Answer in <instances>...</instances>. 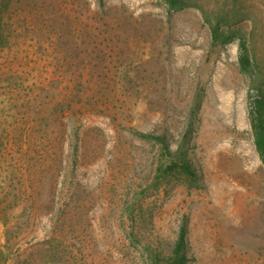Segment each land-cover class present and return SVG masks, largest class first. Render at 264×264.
Here are the masks:
<instances>
[{"label":"rangeland","instance_id":"rangeland-1","mask_svg":"<svg viewBox=\"0 0 264 264\" xmlns=\"http://www.w3.org/2000/svg\"><path fill=\"white\" fill-rule=\"evenodd\" d=\"M0 14V197L24 189L0 218L7 264H149L185 219L183 264H264L236 37L264 80V0H0ZM192 119L198 180L158 179L159 146L136 131L174 150Z\"/></svg>","mask_w":264,"mask_h":264},{"label":"trees","instance_id":"trees-1","mask_svg":"<svg viewBox=\"0 0 264 264\" xmlns=\"http://www.w3.org/2000/svg\"><path fill=\"white\" fill-rule=\"evenodd\" d=\"M169 8H175L180 0H165ZM99 5H103L104 0H98ZM1 15V14H0ZM3 26L2 18L0 17V47L6 46L4 34L6 32ZM219 30L217 27H212L213 38L216 39ZM237 45V67L239 73L244 76L248 83L247 89V103H248V120L250 123L252 137L255 149L261 159L264 167V80L258 77L256 58L253 54L250 44L249 36L244 31H238L236 34ZM198 111V106L192 111L193 119ZM193 119L187 126L184 132L181 133L176 143V148L172 150L170 142L165 134H157L152 132L136 131L138 138L150 141L159 146V162L162 164L157 168L158 179L172 176L174 174L181 175L189 181H197L198 173L194 169L188 157L189 143L192 139ZM10 175L4 173V181L6 182ZM0 197V218H3L6 209L15 205L14 201L18 194L16 189H3ZM17 192L24 194V189L19 188ZM187 234V219H185L179 226L178 235L175 244L168 256L149 251V264H183L185 261L184 242ZM9 240L6 239L2 243L0 239V264H7V252Z\"/></svg>","mask_w":264,"mask_h":264}]
</instances>
